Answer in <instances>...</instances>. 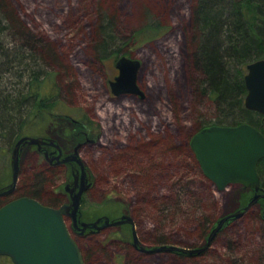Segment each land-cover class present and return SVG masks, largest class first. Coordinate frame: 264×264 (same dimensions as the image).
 Returning a JSON list of instances; mask_svg holds the SVG:
<instances>
[{"label":"rangeland","instance_id":"obj_1","mask_svg":"<svg viewBox=\"0 0 264 264\" xmlns=\"http://www.w3.org/2000/svg\"><path fill=\"white\" fill-rule=\"evenodd\" d=\"M196 2L0 0L6 10L0 12L1 25L6 26L0 35L2 46L35 53V74L39 79L49 76L41 88L53 92L52 100L57 101L54 109L17 120L27 123L10 134L12 138L0 137L5 148L0 154V189L12 182L11 156L19 138L46 134L52 122L65 119L64 114L85 117L95 141L80 150L93 182L83 200V221L128 214L145 249L204 246L213 223L239 210L246 189L231 184L218 191L190 145L202 122L215 113V102L200 91L202 76L193 56V43L200 34ZM223 2L227 6L231 0ZM6 14L12 22L4 19ZM103 17L113 22L121 54L129 53L141 62L137 81L143 98L111 93L109 81L117 74L115 62L120 56L101 59L96 52ZM148 26L159 31L152 38L137 39ZM17 79L6 83L14 82L18 88ZM69 174L50 169L35 154V146H28L20 159L19 188L26 191L27 185H35V191L41 192L43 187L42 200L52 202L51 197L53 203L63 204ZM167 204L171 210L162 211ZM207 218L210 223L201 226ZM67 224L70 227L71 220ZM72 236L85 264H264L260 206L234 219L200 254L140 250L128 224ZM0 259V264H13L9 257Z\"/></svg>","mask_w":264,"mask_h":264},{"label":"water","instance_id":"obj_2","mask_svg":"<svg viewBox=\"0 0 264 264\" xmlns=\"http://www.w3.org/2000/svg\"><path fill=\"white\" fill-rule=\"evenodd\" d=\"M118 75L109 81L111 93L144 97L138 84V72L141 62L126 55L115 62ZM245 84L248 90L245 106L249 110L264 115V58L247 65ZM41 137L24 136L18 140L11 156L12 182L1 196L12 194L16 188L20 170L21 150L25 145H40ZM190 145L204 175L212 181L218 191H223L231 184H239L255 191L247 206L241 210L225 214L211 230L204 246L189 248L177 245H160L145 249L137 236L133 218L122 215L116 221L105 217L104 226H133V244L140 250L149 252L175 251L183 254H200L214 241L224 224L230 219L245 214L252 206L264 198L258 164L264 158V133L258 128L242 123L236 126L213 125L196 132ZM75 153L68 155L64 161H76L82 171V186L75 195H71V204L60 208L47 206L31 197H20L0 207V256L9 257L13 264H85L81 249L67 225V216L73 227L80 233L86 229L99 230L101 218L94 222L79 223L78 214L82 194L87 189L86 170L82 160ZM70 194L72 190L66 187Z\"/></svg>","mask_w":264,"mask_h":264},{"label":"trees","instance_id":"obj_3","mask_svg":"<svg viewBox=\"0 0 264 264\" xmlns=\"http://www.w3.org/2000/svg\"><path fill=\"white\" fill-rule=\"evenodd\" d=\"M4 10L5 8L3 9L0 5V12L2 13ZM195 18L196 28L200 34L197 35V39L193 43L195 46L193 56H195V67L199 68L202 76L200 91L210 96L215 102L213 117L203 121L200 130L213 125L236 126L247 123L264 133V115L249 110L245 106V98L248 93L245 84L247 65L264 58V0H231L227 6L223 0H197ZM4 19L12 22V17L8 14ZM1 22L0 18V35L5 32L6 27L2 26ZM113 29V22L109 18L103 17L95 47L101 59L110 57L117 59L124 55V53L121 54L122 46L117 44ZM157 30L159 31L158 28L154 29L148 26L137 35L139 36L137 39L152 38ZM2 43L3 40H0V137L10 139L12 138L10 134H17V129L20 130L27 123L23 120L18 123L17 120L30 115L34 116L45 109H54L57 107V101L52 100L53 92L41 88L49 76L46 74L39 79L35 74V53L29 52L24 47V53H18L16 51L19 48L16 47L13 50L9 44L4 47ZM125 55L129 56L130 54L125 53ZM20 68L22 69L19 70ZM16 76H18L17 80L20 81L21 86L16 88L14 82H11L10 86L7 85L6 80L9 83V80ZM3 149L5 148L0 146V154L4 151ZM258 173L264 192V158L258 164ZM34 186L27 185L26 191H21L18 186L14 192L15 198L27 196L44 205L57 206L56 203H53V198L49 196L52 202L42 200L40 194L44 192V188H41V192H36ZM245 189L239 210L247 206L255 194L253 189L246 187ZM10 196L0 197V207L10 201ZM169 205L167 204L168 207L163 208L162 211L171 210L172 207ZM254 206H260V217L264 220V198ZM196 212V210L191 211L193 215ZM218 220L219 218L213 223L210 232ZM233 220L227 221L218 234ZM209 223L210 220L207 218L204 225L201 226L206 227ZM173 253L183 254L175 251Z\"/></svg>","mask_w":264,"mask_h":264},{"label":"flooded vegetation","instance_id":"obj_4","mask_svg":"<svg viewBox=\"0 0 264 264\" xmlns=\"http://www.w3.org/2000/svg\"><path fill=\"white\" fill-rule=\"evenodd\" d=\"M118 73L119 72L117 70L116 75H118ZM114 77L111 80H113ZM63 116L65 119H62L61 121H59V123L54 124L52 122V124H50V128L48 129L46 134L36 136V137H41L43 139V142L40 145H25L21 150V155L23 153V150L26 147L35 146V154L37 156H42L44 158V162L49 166L50 169H52V170L61 169V170H65V171L70 172V174H69L70 175V181L68 183H66L65 191H66V187L68 186V188L72 190V193L70 194L69 192L66 191L68 194L67 195L68 197L66 198V202L63 204H57V206H56V208H60L61 206L65 205V204L66 205L71 204V202H72L71 195L77 194V192L79 191L80 187L83 184L82 179H81L82 171H81L80 165L76 161H70V162L64 161V159L68 155L74 154L75 148L78 145H80L79 148L77 149V152H78V157L82 160V162L85 166V170H86L87 175H86V180H85L84 185H88V187L85 190V192L82 194L78 218H79V223L87 222V221H83V219H82V212H83L82 204H83L85 194L92 188L93 182L91 180L90 172L88 171L86 164L84 163L83 159L81 158L80 150L86 144H88L90 141H95V140L90 138V134L92 132V127L88 125V121L85 119V117L77 118V117H73V116L68 115V114H64ZM81 136L83 137V140H80ZM22 137H24V136H22ZM18 140H17V142H18ZM16 143H15V145H16ZM20 159H21V157H20ZM9 185L3 187L2 189H0V191L6 190ZM18 186H19V177H18V181H17L16 188H15L14 192L17 190ZM14 192L12 194H14ZM12 194H10V195H12ZM10 195H8V196H10ZM1 197H5V196H1ZM14 199H17V198H14ZM14 199H12V200H14ZM12 200H10V201H12ZM105 217H108L109 220L112 222V221L118 220L121 216L119 218H110L109 216H99L94 221L101 218V221L99 222L100 229L94 230L93 228H88V229H86L85 232L97 233V232H100V231L107 229L109 227H114V226H104ZM67 219L71 220L69 215L67 216ZM94 221H88V222H94ZM129 225L131 226V231H133V226L131 224H129ZM69 229H70L72 235H73V233H78V234H84L85 233V232L80 233L79 231H77L72 225V220H71V226L69 227ZM82 256H83V254H82ZM83 259H84V257H83Z\"/></svg>","mask_w":264,"mask_h":264}]
</instances>
